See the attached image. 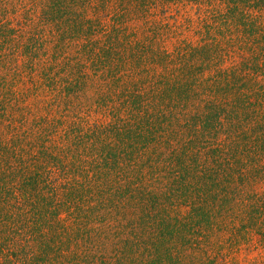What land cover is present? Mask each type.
Wrapping results in <instances>:
<instances>
[{"label": "trees", "instance_id": "1", "mask_svg": "<svg viewBox=\"0 0 264 264\" xmlns=\"http://www.w3.org/2000/svg\"><path fill=\"white\" fill-rule=\"evenodd\" d=\"M0 264H264V0H0Z\"/></svg>", "mask_w": 264, "mask_h": 264}, {"label": "rangeland", "instance_id": "2", "mask_svg": "<svg viewBox=\"0 0 264 264\" xmlns=\"http://www.w3.org/2000/svg\"><path fill=\"white\" fill-rule=\"evenodd\" d=\"M173 19H171L172 21L174 20H176L177 18L179 19V21H184V18L187 16V13L188 12H186L185 10L181 13V15H179V14H176V12H174L173 11ZM192 14H193V12H192ZM188 31V30H187ZM187 34H189V31L187 32Z\"/></svg>", "mask_w": 264, "mask_h": 264}]
</instances>
